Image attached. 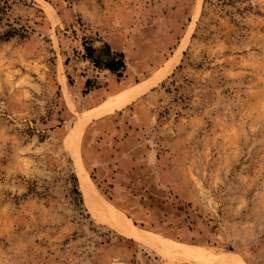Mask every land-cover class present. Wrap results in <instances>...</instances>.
<instances>
[{"label":"rangeland","instance_id":"rangeland-1","mask_svg":"<svg viewBox=\"0 0 264 264\" xmlns=\"http://www.w3.org/2000/svg\"><path fill=\"white\" fill-rule=\"evenodd\" d=\"M178 50L85 124V176L133 226L264 264V0H0V264H191L98 222L67 147Z\"/></svg>","mask_w":264,"mask_h":264},{"label":"bare ground","instance_id":"bare-ground-1","mask_svg":"<svg viewBox=\"0 0 264 264\" xmlns=\"http://www.w3.org/2000/svg\"><path fill=\"white\" fill-rule=\"evenodd\" d=\"M46 11L48 13L51 12L49 8ZM179 57L180 50L176 51L174 55L168 59L166 65H163L154 73V75L140 81L139 83H135L118 93L107 97L103 102L78 113L76 125L68 136L67 147L74 155V158L78 161V168L80 167L81 169L79 175L82 179L84 200L98 222L105 223L118 230L121 234L143 242L165 256L184 260L191 264H246L239 260L238 255L234 252L168 241L156 233L145 231L133 226L129 221L125 220L126 218L121 216L120 211L115 209L114 206L109 204L99 195L94 188L95 186L93 187L92 182L87 180L85 176L86 174L82 165L83 163H81L79 152V140L85 124L90 120L102 117L103 115L125 107L134 99L147 92L171 72L177 64ZM68 101L69 104L73 106V102L71 100Z\"/></svg>","mask_w":264,"mask_h":264},{"label":"trees","instance_id":"trees-1","mask_svg":"<svg viewBox=\"0 0 264 264\" xmlns=\"http://www.w3.org/2000/svg\"><path fill=\"white\" fill-rule=\"evenodd\" d=\"M104 45L106 47V51L108 50L107 51L108 55L110 56L106 62H100L98 60V57L95 55V48L89 44H85L84 46L86 58L89 59L96 67H101L104 70H109L108 72L109 74H114L121 77L122 73L126 68V62L124 60L123 53L122 52L111 53L110 46L108 45V43H104ZM82 77H83V82H84L83 84L85 90H87V88L90 86L89 80L91 79V77L89 75H83ZM91 91L92 90H89L87 91V93H90ZM94 93H96L95 90L90 93L91 98L94 97ZM74 178L76 179L75 175ZM74 192L78 194L79 200L82 204V197L78 187H74Z\"/></svg>","mask_w":264,"mask_h":264},{"label":"crops","instance_id":"crops-1","mask_svg":"<svg viewBox=\"0 0 264 264\" xmlns=\"http://www.w3.org/2000/svg\"><path fill=\"white\" fill-rule=\"evenodd\" d=\"M110 51H111V53H113V52H118V49H113V48H111L110 47ZM105 72H109V70H104ZM111 96V95H110ZM110 96H108V97H110ZM94 98V97H93ZM94 101H91L90 103L92 104ZM118 110V109H117Z\"/></svg>","mask_w":264,"mask_h":264}]
</instances>
